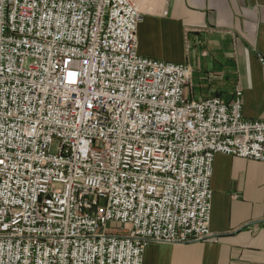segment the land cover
Returning a JSON list of instances; mask_svg holds the SVG:
<instances>
[{"label":"built area","instance_id":"built-area-1","mask_svg":"<svg viewBox=\"0 0 264 264\" xmlns=\"http://www.w3.org/2000/svg\"><path fill=\"white\" fill-rule=\"evenodd\" d=\"M143 20L135 0H0V264L204 242L216 156L264 163L243 90L187 99L190 65L139 54Z\"/></svg>","mask_w":264,"mask_h":264},{"label":"crops","instance_id":"crops-1","mask_svg":"<svg viewBox=\"0 0 264 264\" xmlns=\"http://www.w3.org/2000/svg\"><path fill=\"white\" fill-rule=\"evenodd\" d=\"M135 1L139 54L190 65L187 99L229 102L240 86L244 117L264 120V0ZM212 190L211 238L150 242L144 264H264V163L217 155Z\"/></svg>","mask_w":264,"mask_h":264},{"label":"rangeland","instance_id":"rangeland-1","mask_svg":"<svg viewBox=\"0 0 264 264\" xmlns=\"http://www.w3.org/2000/svg\"><path fill=\"white\" fill-rule=\"evenodd\" d=\"M191 83H192V81L190 82V84H191ZM238 87H240V86H237L236 89H237ZM240 88H241V87H240ZM236 89H235V91H236ZM108 228H109V229H112V230H120V229L122 228V226H121L120 224H116V223H114V222H111V223L108 224Z\"/></svg>","mask_w":264,"mask_h":264}]
</instances>
